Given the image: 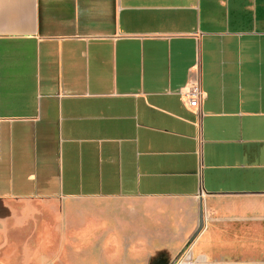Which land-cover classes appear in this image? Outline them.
<instances>
[{"label":"crops","instance_id":"crops-1","mask_svg":"<svg viewBox=\"0 0 264 264\" xmlns=\"http://www.w3.org/2000/svg\"><path fill=\"white\" fill-rule=\"evenodd\" d=\"M251 212L264 0H0V262L172 263Z\"/></svg>","mask_w":264,"mask_h":264},{"label":"rangeland","instance_id":"rangeland-1","mask_svg":"<svg viewBox=\"0 0 264 264\" xmlns=\"http://www.w3.org/2000/svg\"><path fill=\"white\" fill-rule=\"evenodd\" d=\"M194 242L174 262L162 264H264V213H242L240 219L232 223L211 225L205 229L202 240L197 245H193ZM0 264L74 263L19 260Z\"/></svg>","mask_w":264,"mask_h":264},{"label":"built area","instance_id":"built-area-1","mask_svg":"<svg viewBox=\"0 0 264 264\" xmlns=\"http://www.w3.org/2000/svg\"><path fill=\"white\" fill-rule=\"evenodd\" d=\"M189 107L197 108L200 105V101L204 98L200 85L197 82L191 83L184 94Z\"/></svg>","mask_w":264,"mask_h":264},{"label":"water","instance_id":"water-1","mask_svg":"<svg viewBox=\"0 0 264 264\" xmlns=\"http://www.w3.org/2000/svg\"><path fill=\"white\" fill-rule=\"evenodd\" d=\"M202 226H203V214H201V217H200V223H199V229H198L196 235L199 234V232H200L201 229H202Z\"/></svg>","mask_w":264,"mask_h":264}]
</instances>
